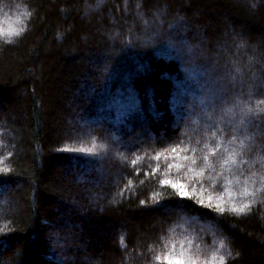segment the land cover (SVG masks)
I'll list each match as a JSON object with an SVG mask.
<instances>
[{
  "label": "trees",
  "instance_id": "trees-1",
  "mask_svg": "<svg viewBox=\"0 0 264 264\" xmlns=\"http://www.w3.org/2000/svg\"><path fill=\"white\" fill-rule=\"evenodd\" d=\"M262 80L264 0H0V264H264Z\"/></svg>",
  "mask_w": 264,
  "mask_h": 264
},
{
  "label": "snow or ice",
  "instance_id": "snow-or-ice-1",
  "mask_svg": "<svg viewBox=\"0 0 264 264\" xmlns=\"http://www.w3.org/2000/svg\"><path fill=\"white\" fill-rule=\"evenodd\" d=\"M98 6H99V2L97 4V7ZM189 51L191 52V49H189ZM236 72L238 73L239 69H237ZM231 79L233 80L235 79V74L231 76ZM255 87H257V85L253 82L250 85V88H255ZM260 87H264V80L261 81ZM237 99L238 98L233 97L232 95L228 93L226 87L214 89L213 92L210 94L209 98L206 101L202 102L203 106L209 109V111L199 113L198 115L200 116L201 119L208 121V123L212 127H215V117L217 115V111H219L221 122H223V119L225 117L230 116L232 119L228 121V126H232L236 133H240V128L245 123L246 111L244 107H241V105L237 103ZM193 110H195V106ZM233 138L235 139L236 137L234 136ZM245 150H247L248 152H251L252 146L246 145L243 142H241V151L243 152ZM173 151H175V149H173ZM255 151L257 153H264V143L257 146ZM185 159H188V158L185 157ZM203 159L207 160L208 157L205 156L203 157ZM227 162L228 161H225V163ZM191 163L195 164L196 160L193 159ZM169 167H171V165H169ZM179 167H183V166H179ZM160 184L165 187L170 186L171 188L175 190L176 194L179 195L181 198H191V194L189 193L187 186L184 184L174 182L171 180H167V179L160 180ZM212 199H213L212 197H208L207 203H206L204 198H196V202L202 207H207L214 211H218L221 214L225 212L226 210H230L231 212L237 213V214L250 211V208H248V206L232 207L231 209H225L224 207L220 205H213ZM140 203L145 204L146 201L141 200ZM160 206L161 205L159 204V202H157L156 207H160ZM219 219L220 217L218 216L209 215V224H210V227L208 229L209 235L216 236L217 233L219 232ZM220 246L222 248L224 247L223 240L220 241ZM229 255H231V253H229ZM193 264H195V261H193ZM222 264H224V258H222Z\"/></svg>",
  "mask_w": 264,
  "mask_h": 264
},
{
  "label": "rangeland",
  "instance_id": "rangeland-1",
  "mask_svg": "<svg viewBox=\"0 0 264 264\" xmlns=\"http://www.w3.org/2000/svg\"><path fill=\"white\" fill-rule=\"evenodd\" d=\"M88 8L90 9V10H92L93 9V7H91V6H88ZM231 76L232 75H229V78L231 79ZM234 80L233 79H231V82H233ZM210 88V87H209ZM237 103H239L240 105H241V102L240 101H237ZM246 109V108H245ZM247 112V111H246ZM232 119V118H231ZM231 119H228V120H226V122L228 123V121L229 120H231ZM218 120L221 122V117H219L218 118ZM194 123H196L195 121H194ZM195 125V124H194ZM243 126H241V128H242ZM187 130H189L190 131V129H188L187 128ZM10 134V136H12L13 137V135L11 134V133H9ZM7 203L8 204H10V206H12V208H13V206L16 204L15 202H14V200L13 199H8V198H5L3 201H1L0 202V210L1 209H3V210H5L7 207H6V205H7ZM13 204V205H12ZM11 208V209H12ZM8 209V208H7ZM206 225V227H210V225L209 224H205ZM128 259L129 260H131L132 259V255H129V257H128ZM85 261L86 262H88V263H90V264H98V263H94V261H92V259H85ZM93 262V263H92Z\"/></svg>",
  "mask_w": 264,
  "mask_h": 264
}]
</instances>
